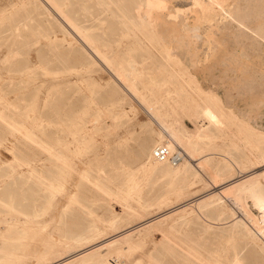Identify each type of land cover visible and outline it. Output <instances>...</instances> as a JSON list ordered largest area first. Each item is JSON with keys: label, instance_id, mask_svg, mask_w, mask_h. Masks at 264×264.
Here are the masks:
<instances>
[{"label": "rangeland", "instance_id": "obj_1", "mask_svg": "<svg viewBox=\"0 0 264 264\" xmlns=\"http://www.w3.org/2000/svg\"><path fill=\"white\" fill-rule=\"evenodd\" d=\"M68 1L69 7L81 16L85 23L94 26L99 34L100 48L112 58L115 66H119L128 58H134L142 64L143 79L146 83L140 85L142 93L144 92L146 96L145 99L139 100L140 103L143 102L142 105L140 106L136 99L124 96L120 98L123 92L113 81L115 72L103 67L104 64L100 65L101 61L94 55L82 48L79 50L80 53L89 59L97 60L95 64H90L89 59H82V63H77L71 61L68 56L78 55V51L50 46L43 37L44 34L49 33L50 25L39 14L38 8L27 3L28 0H0V110L17 122L24 123L28 127L34 126V131L41 139L49 143L57 139L71 141L72 135L77 134L75 131L80 126L87 125L89 129L91 128L85 141L69 143L75 164L72 165L74 168L70 174H66L63 182L70 194L78 192L83 198L92 199L93 207L99 214L108 204L103 197L97 195L89 182L80 178L81 170L88 169L93 174L109 177L116 184L126 183L130 172L138 173L139 171L134 156L141 153L144 146L152 147L157 137L161 136L166 139L167 135L163 133L166 125L181 124L187 130H194L196 125L207 124L206 120L204 122L192 115V112H195L194 102L204 97L197 91V85L200 84L206 91L216 93L225 104L227 100L225 102L224 94L229 92L233 96L231 102L225 105L227 113H225L226 116L221 117L222 122L219 128L212 126V137L205 139L203 143L204 152L209 153L212 162L205 164L204 167L196 164L198 167L194 170L197 175L187 173L185 178L180 180L181 183L189 184L185 192L179 197L170 193L171 196H168L167 202L159 207L154 202L159 198L161 185L166 179L146 175L149 179L143 190V199L149 206L143 211L144 214L142 213L141 218L137 219L122 216L119 229L109 232L103 239L120 232L121 229L124 230V228L149 219L161 210L162 212L168 210L170 205L175 207L181 203H188L184 206L185 212L182 214L178 211L180 209H175L169 211V215L167 214L170 217H160L162 218L161 223L157 225H148L149 222H147V224L144 223L128 230L126 233L130 234L131 239L129 244L122 239V235L118 237L121 240L118 245L121 247L119 248L121 249L120 254H118V249L114 251L112 247L102 250L106 252L107 261L110 264H151L152 260L163 264H200L196 259L187 256V248L191 246L203 257L210 259L217 257L226 264L232 259H239L240 264H264V235L259 234L250 238L246 236L242 228L234 226V221L238 219L249 224L248 226L256 231L249 219L255 217L258 221H264V213L255 204V197L264 199V175L259 173L264 170V163L260 164L264 161H260L257 166L254 163L264 152V139H261V137L264 138L262 136L264 135V97H262L264 89L259 88L258 83L250 84L244 81L245 77L246 79L250 77V73L247 75V72L244 73L242 69L243 72L235 70L236 66L232 65L235 68L233 69L231 65L222 64L221 55L224 51L226 53L230 51V41L219 39L220 34L216 35L218 38L213 37V40L215 38L220 40L221 43L218 40L215 42L221 45H218V48L221 47L222 51L224 50L221 54H217L220 55V59L216 55H210L212 59L207 55L205 57L203 49L208 47L209 42L201 41L203 43L199 44L200 48L196 49V59L190 58V61L195 59L197 63L201 61L197 67L198 71L194 74L192 71L184 70L181 55L171 48L172 44L169 39L159 35L158 28L154 27L152 31H149V28L144 29L134 24L131 16L137 14L139 16L140 12L145 10L147 2H143L139 7L137 2L133 3L132 0ZM159 1L156 0V4L163 5ZM24 2L25 4L21 5ZM188 6L179 5L182 10L186 8L183 11L186 16H189L188 21L193 23L195 13L193 14V11L191 13L187 9ZM255 11L257 13L255 12V16L248 23L253 29L258 28L257 30L264 34V30L259 29L261 25H264V0H259ZM121 14L129 20L125 26L121 23ZM199 24L201 25V22ZM202 26V31L210 28L208 23H203V21ZM170 34L173 42L181 43L182 40H187L186 43L189 44L187 49L191 53L196 48L195 42L191 41L190 37L181 35L179 38L177 32L173 30ZM222 44L227 47L222 48ZM201 46H203L202 49ZM200 52H203L202 55ZM253 55L249 56L250 59ZM213 58H218L214 59L216 64L211 65L210 63L211 68L205 65L210 71L204 65L201 66V64L213 62ZM254 58H256L255 55ZM207 59L211 61L207 63L205 61ZM262 60H264V54L261 60H254L255 64L258 63L259 66L256 64L258 68L264 66ZM73 65L81 69H72ZM9 77L15 79L9 82ZM150 79H154L157 84H151ZM241 81L243 84L240 83ZM48 93H51L50 97L44 102V97ZM188 94L194 99H190ZM207 102L214 110H217L211 101L207 100ZM144 105H147L145 108L150 112L157 111L163 114L169 111L168 115H164L166 121L159 124L151 119L150 114L142 107ZM97 115L99 116L98 123L94 122ZM0 143V218H6L3 217L5 215L22 219L29 217L30 214L27 212L41 209L46 204V200L43 198L44 201L39 202L40 196L33 181L10 172V167L6 162L11 160L15 154L29 159L48 175L56 174L58 167L53 165L44 151L22 136L13 126L3 123L1 119ZM176 145L174 149H179L184 153L181 146ZM223 154L230 156L229 159L235 163L229 162L230 165L225 169L217 171L218 165L216 164L223 161ZM117 156L122 157L125 164H121ZM193 163H197V159L193 160ZM19 167L24 169V166ZM241 169L244 170L243 174H252L242 178L246 186L244 190L238 191L231 188L230 184L223 186L227 183L226 179L229 176ZM143 172L142 177L146 178L145 172L148 173V170ZM139 177L140 180L143 179ZM154 178L155 180L152 181ZM231 180L229 179L228 182ZM151 181L153 186H151ZM204 193V197L210 195L213 197L206 198L201 205H196L194 201H191ZM65 199V196L58 195V204L50 206L44 214L32 219L33 230L34 228L36 230L32 238H36H34L35 241L30 240L31 242L24 243V248L21 246L22 248L17 249V252L28 254L26 257L25 253L24 255L19 253L21 257L18 258L17 264H52L57 258L66 255L67 252L58 254L59 251H57L56 255L50 257L51 260L44 263L38 262L37 259L41 239L51 237L58 240L61 224L59 209ZM113 208L120 212L119 205L114 204ZM180 213L182 217L178 216ZM182 218L185 220L183 221ZM64 221L70 225L74 220L72 215H66ZM78 221H80V226H73L80 230L84 221L78 219L76 222ZM99 246L87 249L74 257L97 249ZM29 251L30 253H27ZM88 256L84 262L92 264L95 258L93 255ZM74 257L68 260H73ZM63 261L58 264H64ZM0 264L3 263L0 262Z\"/></svg>", "mask_w": 264, "mask_h": 264}, {"label": "bare ground", "instance_id": "obj_2", "mask_svg": "<svg viewBox=\"0 0 264 264\" xmlns=\"http://www.w3.org/2000/svg\"><path fill=\"white\" fill-rule=\"evenodd\" d=\"M135 1L137 2V5L139 7H141V4L143 2H147V6H145L144 11L140 12L139 16L138 14L131 16V18L134 21V24L136 23L137 26L142 27L144 29L149 28V31H152L154 27L158 28L160 32L159 35L161 37L169 39L172 44L171 48L175 49L176 53L181 55L184 70L186 69L188 70V72L192 71L194 74H196V71H198L197 67L201 61L197 63L195 60L196 59L195 56H197L196 49L199 47V44L203 43L201 41L207 40L210 44V45L208 44L207 48L205 47V49H203L205 50V55H204L205 57L206 55L208 57L210 55L212 56L216 55L219 58L220 55L217 54L219 53L221 54V52H223L224 50L222 51L221 47L218 48L219 44L215 41L218 40L219 42L220 38L221 39L223 38L224 40L228 39V41H230L231 43L230 44L231 48L229 52L226 53L224 51L225 53L224 52L222 53L223 54L221 55L222 61L220 60L222 64L225 63L226 66L227 65L236 66L237 69H235L233 66L232 68L238 71L243 70L244 73L247 72L246 73L247 75L248 73H250L249 74L250 77L247 76L249 78L246 79V77L244 76L245 80L244 79L243 80L250 84L258 83L260 86L259 88L264 89V66H260L262 68L260 67L258 68L259 66L258 63H256L258 65L257 66L254 61L256 59L261 60L262 54H264V47H262L264 46L262 45L264 44V34H261V32L257 30L258 28L253 29L248 23V21L255 16V12L257 13V11L255 10L259 5V0H160L161 3H163V5L156 4V0H132L133 3ZM174 1H176V3H174ZM25 2L22 3L21 5H24ZM27 3H30L34 5L36 8H38L39 14L42 15L43 19L50 25L49 33L44 34L43 36L46 42L50 46L57 48L59 47L66 48L68 49V51L76 50L78 52L80 49L83 48L87 53L94 55L97 59H99L102 62V63L100 62V65L104 64L103 67H106L107 69L113 70V72H115V74L113 73L114 74L113 81L117 83V85L120 87V89L123 92L120 98L124 96L127 98H132L133 100L136 99L138 103H140L139 100L146 98V96L143 94L144 92L142 93L141 91L142 89L140 87V85L146 84L143 79L144 69L142 64L139 63L134 58H128L124 62H122V64H120L119 66H115L112 62V58L109 57L107 53L102 51V49L100 48L101 45H99V40H98L99 34L95 31L94 26L85 23V21L81 18V16L76 14L74 10L69 7L68 0H28ZM179 5H184V6L189 5L187 9L190 10L191 13L192 11L193 14L195 13L194 14L195 19L193 23L189 22L187 18L189 16L185 15L184 11L186 10V8L185 10L183 9L184 10L183 11L179 7ZM120 20L124 26L129 22V20L126 18L124 14H121ZM202 21L203 23L204 22L208 23V27H210L208 28V30L204 28L206 31H202L201 28L203 27ZM199 22H201V25L199 24ZM259 29L264 30V25H261ZM171 30L177 32V36H179V38L182 35L183 37H190L191 41L195 42L196 48L192 51L193 54L189 51V49H187L189 48V44L187 45L186 43L187 40L186 41L182 40L181 43L173 42L172 35L170 34ZM216 35L217 36L219 35L221 37H219V39L215 38V40H213L214 39L213 37ZM215 43H217V45ZM202 47L203 46H201V49ZM226 47H224L222 44V48L225 49ZM200 53L202 55L203 52ZM253 54L255 55L256 58H254ZM257 54L259 56H256ZM252 55L253 57L252 59H250L251 57L249 56ZM68 57H70L71 61L77 63H82L81 62L82 59H86V60L89 59L87 56H84L80 52L78 55H71ZM190 58H195V59L190 61ZM210 58L212 59L211 56ZM218 58H213V60L214 59L217 60ZM89 60H90L89 61L90 64L96 63V60L92 58ZM216 60H214L213 62H209L211 60L208 61L207 59L205 61L207 63L209 62L208 63L209 65L201 64V66L207 65L208 67H210V63L212 65L213 63L216 62ZM217 64L219 63L217 62ZM38 65H40V63H38ZM254 65H256V67ZM220 67L218 68V70L220 69ZM238 68H240V70ZM72 69L78 70L81 69V67L79 68L77 65H73ZM199 69L201 70V68ZM207 69L209 70V68ZM26 72H28V70ZM26 72H23V74H26ZM246 74H242V75H246ZM13 79L15 78L14 77L8 78L9 82ZM149 82L151 84L156 83L154 79H150ZM240 83L243 84V81H241ZM197 91H199L201 95L204 97L200 98L201 99L200 101L194 102L195 104L193 109L195 110V112L193 111L192 115H194L196 119L200 118L203 121L206 120L207 124L196 125L194 127V130H187L185 127L181 126V124L175 126L166 125L165 128H163L164 129L163 133L167 135L166 139H163L161 136L157 137L153 141L151 145L152 147L144 146L142 152L134 156L135 163L136 166H138L137 169L139 171L138 173L134 171L130 172L128 174V179L126 183L116 184L109 177L106 176L102 177L100 175L93 174L92 171L88 169L81 170L79 172L80 178L89 182V184L93 187L97 195L103 197L105 202L108 204L107 207L103 209L101 214H99L93 207L94 201L92 199L83 198L82 196H80L78 192H73L70 194L68 192L67 186H65L64 185L65 183L63 182L66 174L68 175L71 173L72 168H74L73 166L75 164L73 158L74 155L72 152H70L69 143L70 142L76 143L77 141H81V140L85 141L88 138L91 128L89 129L87 125L80 126L77 129V131H75V133L77 134L72 135L71 141L69 139H67L66 141L57 139L56 141L49 143L41 139V137L34 131V126L28 127L24 123L17 122L11 119L10 116H8L5 112L0 110V119L3 123L13 126V128L18 130L22 134V136H24L30 142L38 146L39 149H41V151H44L53 162V165L58 167L56 174L48 175L43 172L42 168L38 167L35 163L31 162L29 159L21 158L15 154H13L11 160L6 162L7 165L10 167L9 170L10 172L18 176L24 177L25 179L33 181V183L37 187L38 190L37 193L40 196L39 202H43L44 201L43 198H44L46 200V204H44V206L41 207V209L39 210L37 209L27 212L28 214H30L29 217L27 216L23 219L17 216H9V215L3 216L6 218H0V223H2L0 224V240H1L0 262L3 264H17L18 258L21 257L19 253H21V255L22 254L24 255L25 253L26 255V252L23 253L21 251L17 252V249H20L21 246H23L24 248V243L26 244L28 242H31L30 240H34V238H36V237L32 238L36 233L35 228H34L35 232L33 230L32 219L37 218L41 214H44V211H47L46 209L49 208L50 206L54 204H58L57 203L59 202L57 201L58 195H63L66 198L64 203L61 204V207L59 209L60 212L59 220L61 222L58 233L59 237L58 240H56L57 238L53 239L51 237L50 238L45 237L44 239H41V241H39L41 243L38 242L40 244L39 254H38L39 256L37 258L38 262L44 263L45 261L51 260L52 258L50 259V257L54 255L57 251H59L58 254L63 252H67V253L65 256H61L60 258H57L56 262L52 264H56V263L58 264L63 260H64L63 261L64 264H75V263L88 264L89 262L87 263L84 262L85 259L89 257L88 255H93L95 258V260H92L93 261L92 264H110L107 261L106 252H102V250L112 247L114 251H117L118 249L119 251L118 254H120L121 249L119 250V248L121 247H119L118 245L120 244L121 240L118 238L119 236L122 235L121 236L122 239H124L129 244L131 239H130V234L126 233L128 232V230L130 231V229L137 228L144 223L147 224V222H149L148 225L151 224L157 225L161 223L160 221L162 220L163 217H170L168 216L169 211L175 209L177 210L180 209L178 211L179 212L181 211L183 214L185 212L184 206L186 204L188 205V203H184V204L181 203V205L179 204L176 205L175 207L174 206L172 207V205H170L167 208L168 210L164 212H162L161 210V212L159 211L155 216L146 219L134 226H130V227L128 226L129 228H124V230L120 228L121 229L119 230L120 232L103 239L108 235L109 232L117 231L119 229V227L121 226L120 219L122 216H127V217L130 216L136 219L141 218L143 211L149 206V204L143 199V190L149 179L147 178L148 175L151 177L154 175V177L157 176L156 178L160 177L166 179L163 185H161L160 194L158 196L159 198L154 202L160 207L162 204H165L167 202V199L169 198L168 196L169 195L171 196L172 193L176 194L175 196L179 197L185 192L189 184L181 183L180 180H183L187 173H193L197 175L196 170H194V168L198 167L197 165L204 167L205 164L210 163V161L212 162V160L208 155L209 153L204 152L205 148L203 143L205 139H210L212 137L211 134L212 126H214L215 128H219V124L222 122L221 117L226 116L225 113H227V111H225V107H226L225 105L231 102L230 100L232 99L233 96H231L232 94L229 92L224 94L226 96L225 102L227 100V103L225 104L224 100L220 96H218L216 93L210 92L209 90L206 91L205 88H203L200 84L197 85ZM50 94L51 93L46 94V96L44 97V102L49 99ZM188 96L190 99L193 98L190 96V94H188ZM207 100L211 101V103H213V105L217 110H214L212 106L207 102ZM142 103L143 102L141 101L140 106L142 105ZM146 106L147 105H144L142 107H144V110H147V113L150 114L151 119L157 121L159 124L161 122H164L165 120L164 115L169 114V111H165L163 114L157 111L150 112L148 109L145 108ZM94 120H95L94 122L98 123L99 116L97 115V117H95ZM261 139L264 138L261 137ZM194 141L197 142L194 143ZM159 144L167 145L170 150H177L174 149L175 145L177 144L176 145L177 147L179 145L184 150V153H186L185 154L186 157L185 158L183 157V159L176 165L171 164L167 160L164 161L156 160L153 157L152 151L154 147ZM117 157L120 160L119 162L123 164L124 162L122 161V157L120 156ZM229 158L230 156L223 154V158H222L223 161L221 163L217 162L216 164L218 165L217 171L222 170V168L225 169L228 165H230L229 162L231 163L234 162ZM196 159H197V163H193V160ZM260 161H264V152L261 153L259 159L255 160L254 162L255 166L259 165ZM261 163L264 162H260V164ZM19 166L22 167L24 166V169H21ZM140 170L143 171L148 170V173L145 172V176L147 175L146 178L142 177V174H144V172L141 171L143 172L141 173ZM243 173H244L243 169L238 170L237 172H235V174H232L226 179L227 183L223 186L226 187L227 185L230 184L232 185L230 186L231 188H235L238 191L244 190L246 186L243 179L246 176L247 177L250 176L251 173L248 174H243ZM259 173L264 175V170H262ZM139 176H141V178L143 179L140 180ZM214 179L215 181L217 180L216 177ZM229 179L232 180L228 182ZM154 180L155 178L152 181ZM152 181H151V186H153ZM255 182L256 181H254V183ZM204 196L205 193L204 195L202 194V196L200 195V197L192 199L191 201H194L196 205H201L202 203L205 202L206 198L213 197V195H210L208 197H204ZM114 204L120 206V212L115 211V208H113ZM255 204L258 206L261 212L264 213V199L255 197ZM182 214L180 213L178 214V216L180 215L182 217ZM66 215H72V219L74 220L71 222L72 225L71 224L67 225L65 223L64 217ZM78 219L84 221L82 223L83 226L81 227L80 230H77L78 228L76 226H73V225L80 226V221L76 222ZM182 219L183 221L185 220L184 218ZM249 220L251 224H253L252 226L256 228L255 229L256 231H253L250 228V226H248L249 224L247 225L238 219L234 221V226L236 228H242L245 231L246 236L250 238H253L259 234L264 235V221H258L256 220L255 217L250 218ZM26 240L28 241L25 242ZM97 245L98 246L100 245L99 248L92 249L89 252L74 257L75 255L80 254L81 252L90 249L92 247H95ZM187 249H188L187 256L192 259H196L200 264H226L217 257H212V259L203 257L196 249H193L191 246H189ZM28 250H30L29 247ZM27 253H30V251ZM72 257H74L73 260H68V258H72ZM240 262L239 259H232L227 264H240ZM151 264H163V263L156 260H152Z\"/></svg>", "mask_w": 264, "mask_h": 264}, {"label": "built area", "instance_id": "obj_3", "mask_svg": "<svg viewBox=\"0 0 264 264\" xmlns=\"http://www.w3.org/2000/svg\"><path fill=\"white\" fill-rule=\"evenodd\" d=\"M152 154L156 160H167L173 165L178 164L184 157V153L181 150H170L165 144H159L155 146Z\"/></svg>", "mask_w": 264, "mask_h": 264}]
</instances>
